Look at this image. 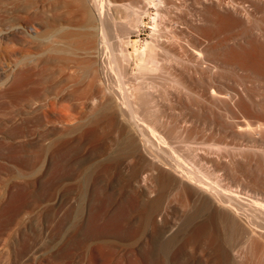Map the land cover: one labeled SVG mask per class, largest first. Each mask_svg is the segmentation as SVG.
<instances>
[{
	"label": "bare ground",
	"instance_id": "6f19581e",
	"mask_svg": "<svg viewBox=\"0 0 264 264\" xmlns=\"http://www.w3.org/2000/svg\"><path fill=\"white\" fill-rule=\"evenodd\" d=\"M22 1L26 5L0 0V42L7 44L9 75L17 70V78L12 76L17 80H10L6 91L10 103L18 105L11 119L20 123L17 132L10 131L24 138L16 150H44L46 155L45 149L69 144L61 135L73 133L74 124L87 125V136L100 142L106 138L107 148L116 150L95 170L96 176L121 172L124 186L138 199L158 185L157 196L149 203L143 199L152 222L166 220L174 193L185 224L184 243L209 248L221 264H247L250 249L253 263L264 264V0H139V8L123 5L133 17L118 36L110 30L112 38L118 37L117 46L110 41L109 29L121 5L111 0ZM170 5L173 11L185 7L193 12L179 14L181 26H173ZM147 16L152 20L150 39L139 44L130 30L139 32ZM179 51L188 57L183 59ZM47 72L52 85L46 88ZM167 79L172 101H189L182 128L172 118L164 126L146 107L160 97L158 80ZM191 122L208 124L230 138L189 139ZM29 135L35 137L26 138ZM30 156L22 161L31 162ZM192 161L200 166L223 164L233 176L220 179L217 168H197ZM99 183L95 186L101 191ZM53 228L49 222L40 233L47 236ZM39 239L0 244L1 264L65 262L52 242Z\"/></svg>",
	"mask_w": 264,
	"mask_h": 264
},
{
	"label": "rangeland",
	"instance_id": "374dc122",
	"mask_svg": "<svg viewBox=\"0 0 264 264\" xmlns=\"http://www.w3.org/2000/svg\"><path fill=\"white\" fill-rule=\"evenodd\" d=\"M37 1L41 3V0ZM111 1L114 4L121 5L114 11L116 22L109 23L112 25V27L109 25V28L111 27L109 31H115L112 32L118 36L119 30L121 31L122 27H128L133 17V15L128 14L123 5L130 4L134 5L135 8H139L142 2L139 0ZM177 1L179 3L181 0ZM17 2L18 4L26 5L22 0H17ZM26 2L29 5L32 0H27ZM191 10V8L181 7L173 11V5H170L169 17L172 25L181 26L177 21L178 15H186ZM1 13L2 18H4L5 13ZM151 22V18L147 16L139 32L130 30L132 40H137L139 44H142L150 39ZM115 27L118 31H116ZM177 29L184 30V27ZM183 30H179V33H181L180 37L185 34ZM111 31L109 33L110 41H115L116 44L112 43L117 46L118 37L114 36L115 39L114 37L112 38L111 34L113 33ZM197 31L194 32L199 36ZM29 47H27V50L32 51V47L31 49ZM35 51L38 52V55L42 53L41 50ZM179 56L186 59L188 54L185 51H179ZM10 61L7 44L1 41L0 124L2 123L4 126L0 125V148H2L0 149V244L24 243L33 239L38 240L37 235L40 238L45 235L39 240L44 243L52 242L55 246V252L60 251V254L65 258V262L67 261L69 264L82 259L91 261L93 264H102L103 262V264H221L219 259L216 260L214 258L209 248L199 246L200 244L198 243L183 242L182 231L185 229V224L183 219H181L182 217H179V201L176 199V194H170V213L166 220H159L154 223L148 218L146 205L148 206L149 201L159 194L158 185L154 187L151 195L145 197L146 199L149 198L147 203L145 198L139 197V199L145 200H143L144 202L140 201L141 199L137 198L136 193L131 188L124 186L125 176L121 172H111L106 175L102 174L99 177L96 176L98 174L95 170L104 165L107 162L105 158L107 156L108 158L112 157L113 152L115 151L116 153V150L114 148L109 149L108 142L105 144L106 138L101 139L104 143L103 141L100 142V139L95 141V136L90 135V133L87 136V132H84L87 130V125L79 126L74 124L73 133L61 135L62 139L69 140V144L63 147L60 146L56 150L45 149V151L49 150L46 151V155L44 150L37 152L34 149L27 150L23 148L25 152L23 150L17 151L22 144L20 140L23 137H15L13 135V132H17L20 127L19 122L11 119L13 114H17L18 105L13 106L9 101L10 98H6L9 96L6 91L12 84L10 80L13 82L17 80V70L13 73L14 77H16L15 79L12 77L13 75H9L11 74ZM75 70H77L76 73L78 74L82 73L80 68ZM50 71H53L52 68ZM47 75L46 88L48 85H52V79L48 72ZM158 81H160L157 87L160 97L156 103L146 104L148 112L160 116L162 123L166 127L168 119L172 118L180 124L179 128H182L185 124L184 114L190 113V108L185 106L189 101H180L178 99L174 103L168 94V79L164 82ZM44 87L41 86V91L42 88L43 90L45 89ZM187 124H189V139L194 138L195 140L197 137L202 136L220 137V135H226L230 138L228 133L211 130L209 126H206L208 124L205 126L204 124H199V122ZM17 125L19 126L15 131L14 129ZM8 129L9 131H7ZM97 131L96 133H100V129ZM32 137L35 136L29 135L26 138L31 139ZM17 141L20 142V145H18ZM8 142L13 146L15 144V148L12 146L9 148ZM95 142H97L96 145H94ZM99 143L103 146L105 144L106 147H101ZM107 145L109 148H107ZM16 147L18 148L17 150ZM101 148H106V150L110 151L104 152ZM4 149L6 150L4 151ZM12 149L16 151H12ZM100 151L104 152L102 154L107 152V155L105 154L102 157ZM15 152L22 156L17 157ZM29 156L33 157L31 162L22 161V159ZM94 158H97L96 162ZM82 164L83 166H81ZM191 164L197 168L204 167V169L209 170L217 168L216 173L220 179H230L233 176L230 172H227L223 164H215L213 166L211 163H207L200 166L194 161ZM96 181H100L99 184L103 187L101 191L95 186ZM154 181L158 183L156 179ZM49 222H52V227L54 228L53 232L47 233L48 235L46 236V233L44 234L43 231L40 233V230H44V226ZM37 232L42 235L40 236ZM246 250L249 257L247 264H254L252 251L250 249Z\"/></svg>",
	"mask_w": 264,
	"mask_h": 264
}]
</instances>
